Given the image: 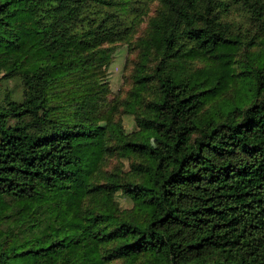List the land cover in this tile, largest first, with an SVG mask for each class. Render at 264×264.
<instances>
[{"label": "trees", "instance_id": "1", "mask_svg": "<svg viewBox=\"0 0 264 264\" xmlns=\"http://www.w3.org/2000/svg\"><path fill=\"white\" fill-rule=\"evenodd\" d=\"M234 1L251 29L227 0H0V264H264V0Z\"/></svg>", "mask_w": 264, "mask_h": 264}, {"label": "rangeland", "instance_id": "2", "mask_svg": "<svg viewBox=\"0 0 264 264\" xmlns=\"http://www.w3.org/2000/svg\"><path fill=\"white\" fill-rule=\"evenodd\" d=\"M154 1L149 2V12L148 14L151 15L154 12ZM221 16L224 20L230 22V24L235 28L243 29H251L250 27V13L248 9L241 3L234 0H227V4L221 12ZM147 16L139 28L135 31L133 36H137L138 34H142L146 27ZM134 55V52L130 51V47L128 46L127 42H120L117 44V48L112 55L111 61L108 64L107 68V81L110 86L111 94L107 97V101L110 104H113L114 107L112 109V113L110 117L116 118L117 116L121 115L123 125L125 130L132 131L134 130L135 123L133 120L132 115L130 114H123L122 112V100L125 97L127 88H128V78L127 74L129 72V58ZM1 76V73H0ZM4 85L5 83L2 82ZM13 86L14 88H18V86L13 81H9L6 88H10ZM3 86H0V96L2 99L0 103L4 106L9 105V100L4 98ZM113 102V103H112ZM159 134L154 132V134L150 135L151 142H155ZM76 153L78 155L89 156L90 162L89 166L92 170L95 169L99 157L101 156V138H96L90 141V144L81 150H77ZM127 161L124 159H120L119 157L112 155L107 158L105 163L103 164L102 168L104 170H113L116 169L121 164L124 165V169H127L126 163ZM115 198L120 205V208H129L131 206V200L126 197L120 190L116 192ZM108 264H122V261L119 259H114L113 261L109 262Z\"/></svg>", "mask_w": 264, "mask_h": 264}]
</instances>
